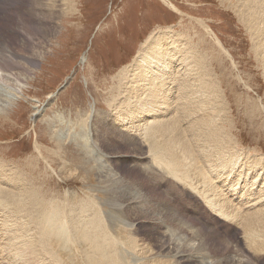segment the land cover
<instances>
[{
    "label": "rangeland",
    "instance_id": "rangeland-1",
    "mask_svg": "<svg viewBox=\"0 0 264 264\" xmlns=\"http://www.w3.org/2000/svg\"><path fill=\"white\" fill-rule=\"evenodd\" d=\"M28 2L30 0H0V41L8 44V50L15 49L17 55L24 53L23 43L10 36L13 28L11 22L15 21L16 18L13 15L16 12L31 10ZM32 2L36 4L35 0ZM240 2V0H227V2L225 0H73L69 4L66 3V0H42V12L45 13L43 31L46 32L42 35L37 32L39 35L34 36L35 33L27 25L24 26V30L17 28L20 40L25 39L26 41H23L27 47H25L23 58L21 56L15 61L21 68L26 60L27 64L30 62L28 66L30 77L28 83H25L23 93L17 91V97L9 107L8 119H0V172L4 175V178L0 179V189L6 190L10 194L12 188L15 190L18 188L16 192L17 194L20 192V195L27 191L25 195H28L26 197L28 207L26 206L25 210L21 209L22 211L18 212L21 215L19 216L17 213L16 219L29 222L28 224L32 225H30L32 233L26 235L31 237L35 234V238H31L36 239L37 242L39 239L42 241L40 249L37 250L38 247L35 246L30 248L29 260L34 259L35 252H41L40 250L43 249L44 261L51 264H89L92 259L97 260L92 264H99V262L105 264L104 261L107 264H164L166 262V264L170 262L172 264L173 260L175 261L173 264L176 262L177 264H198L195 259L184 262L173 258V254L177 251L179 253L183 251L185 258L197 254L203 256L206 259L205 264H232L236 260L237 264H264V251L254 249L251 244L244 241L247 234L244 231L243 223L237 228L233 223L209 214L200 199L189 192L184 195L182 187L178 186L177 188L172 181H164L161 176L157 175L156 170L153 172L143 171L134 166L130 159L134 154H128L129 146L122 142L123 138L119 132L139 135L135 133V130L140 128V124L134 125L136 129L132 128L130 131L126 127H119V125L110 123L106 125L112 146L110 142L107 144V142L102 143L101 141L102 150L98 142L93 139L91 132L93 126L99 135L103 134L100 121H104L107 115L111 116L112 120L115 118V111H113L111 103L115 95L113 89L118 85L116 79L114 80L118 72L132 63L139 48L150 35H156L161 31H170L172 35L178 37L181 47L194 46L192 56L195 58V63L192 65L195 68L202 66V69L207 70L204 76L206 81L203 82L211 83L218 90L220 96L216 102L217 108L220 107L219 113L221 114L216 118L217 115L204 118L206 125H211L214 118L217 119L218 121L215 120L218 122L217 127L225 128L224 134L229 137V142L219 137L220 139H215L225 142H213V146L211 143L208 144L207 138L203 136L202 139H199V135L196 134L193 141L201 143H198V149L211 150L208 151L210 153L208 154L211 157L212 165L221 162L222 157L225 161L229 157L237 155L241 158L246 157L248 165L252 157L256 158L261 166L264 165V56H259V52L254 49V41L260 43L261 37H259L260 40H258L259 38L256 40L252 36L257 32L245 22L244 7ZM73 8L74 13L69 14ZM54 11L57 24L53 23L54 16L51 19L48 17L54 14ZM54 27L57 30L52 33L53 37L51 38V34L49 35L47 30H53ZM30 28L33 30L37 26H30ZM38 28L40 27L38 26ZM27 32H30L33 39L27 38ZM262 54L264 55V52ZM6 55L10 56L7 53ZM197 57L202 59L200 63L196 61ZM2 67L13 70V63L11 65L10 61H5L2 63ZM205 95L207 97L205 102H209V94ZM223 103L226 104L223 105ZM223 113L224 115H222ZM138 114H135L133 119L139 118ZM189 126H198V129H201L199 121L197 124L190 123ZM179 128L182 132V128L180 126ZM181 135L179 136L181 137ZM104 143L108 148H105ZM221 149H223L221 154L214 155L213 151ZM226 151L230 154L226 155ZM111 153H116V155H111ZM135 153L142 155L145 159L149 155L148 148L143 146L136 149ZM106 154L109 155L107 157H109L110 163H107ZM148 160H142L144 166L149 163ZM196 163L200 166L199 161ZM12 169L13 171L15 169L14 173L19 180L11 179L15 186L8 184L10 186L8 188L7 180L10 178V172H13ZM91 177L92 179H90ZM113 186L115 187L112 191ZM118 186L121 188L119 189ZM103 193L106 194L103 195ZM110 193H113V197H110ZM30 194L33 196L30 197ZM129 194L135 198L142 195L139 204L147 209H153L157 204L172 208L174 212L179 213L180 218L187 222L186 224L197 229L202 236L201 240L196 243L188 241V236L168 218L166 219V212L161 208H156V211L150 214H147V211L143 209L140 214L133 210L128 211L127 205L134 202ZM128 197L131 198L130 202L126 200ZM112 200L114 205H121L125 210L124 215L121 214L122 208H115V214L118 216L116 217L118 221L115 223L107 220V213L110 212L109 204ZM38 202H41L43 206ZM48 202L49 204H47ZM37 203L41 206H38ZM103 203L106 216L101 209ZM63 205L68 210L73 209L77 212V217L82 215V218L78 220L80 225L89 224L91 226V224L97 223L105 228V233H107H104V239L107 242L105 243L106 248L102 247L98 250L99 246L92 242L93 240L85 239L82 232L70 234L72 236L70 239L61 237L57 240L54 234L56 231L59 232V225L53 233L49 234V237L40 233L37 229L38 225H36L39 218L46 215V221L55 226L60 222V215H57L55 210L58 209V206L60 208ZM79 205L81 206L78 207ZM10 207L11 209L15 208L12 205ZM34 208L38 211H35ZM43 211L47 213L45 214ZM96 211L101 215L99 216ZM34 212H36V216ZM1 218L0 215V223L2 221L6 223L5 218ZM134 219L135 222H133ZM10 220L14 221L15 218H10ZM165 222H167L166 230L169 231V239L166 240L173 245V254L169 255L161 254L163 244L155 239V233L161 229L162 225L166 226ZM260 224V222L256 224V232L261 231L262 224ZM140 226L141 228H139ZM68 229L67 225L66 230ZM150 233L152 234L150 235ZM259 235L261 234L259 233ZM0 236L3 241L7 237L4 234H0ZM45 242L46 244H44ZM109 243L111 248L108 246ZM117 246L122 247L123 252ZM101 250L103 252L105 250V254ZM243 254L244 256H242ZM84 261L89 262L85 263ZM163 261L166 262L163 263ZM20 262L15 261V264H20ZM32 263H36L35 259ZM0 264H13V260L8 258L7 261L4 263L1 261Z\"/></svg>",
    "mask_w": 264,
    "mask_h": 264
},
{
    "label": "bare ground",
    "instance_id": "bare-ground-1",
    "mask_svg": "<svg viewBox=\"0 0 264 264\" xmlns=\"http://www.w3.org/2000/svg\"><path fill=\"white\" fill-rule=\"evenodd\" d=\"M225 1L227 2V0H225ZM240 1H241L240 2L241 5L244 7L243 11L245 14L244 15L245 22H247V24L252 29H254L255 32H257V33H253L252 36L256 40H257V38L261 37V40H260V38L258 39L261 42L258 43L257 41H254L255 45L253 44V46H254V49H256V52L257 51L259 52L258 55L263 57L264 55L262 54V52H264V0H240ZM35 2H36V4L33 3L32 0H30V2H28V4L31 7V10H25V11L21 10L19 12H16L13 15V16H15L16 19H14L15 21L11 22L13 28H12L10 36H12V39H19V42L22 41L24 53L17 55L15 52V49H12L11 51L8 50V44H6L3 41H0V119H3V120L8 119V116L10 114L9 113V110H10L9 107H11V104L14 102L15 98L17 97V94H18L17 91L23 93L25 83H28V80L30 77L29 76L30 73H28L30 71V68L28 67L30 62H29V64H27V60H26L25 63L23 64L22 68L19 67L17 65V62H16L18 58H21V56L23 58V56L25 55V47H27L23 41L25 39L20 40V34L16 30H17V28L20 30H24V26L27 25L29 27V29L33 33H35L34 36L39 35V34H37V32L40 33L41 35H42V33L46 32L45 30L43 31V25L45 22V13L42 12V6H43L42 0H35ZM72 2H73V0H66V3L71 4ZM172 6L174 8H176L173 4H172ZM72 13H74V8L72 9V11L69 14H72ZM53 16H54L53 23L57 24V21L55 20V17H56L55 11H54V14L49 15L48 17L51 19V18H53ZM30 26H33V27L37 26V28H34L32 30L30 28ZM38 26L40 28H38ZM37 29H39V30H37ZM56 30H57L56 27H54L53 30H47L48 34L49 35L51 34V38L53 37L52 33L56 32ZM248 31H249V29H248ZM27 38L28 39L32 38L30 32H27ZM177 38L178 37L172 35L170 31L169 32L168 31H161V32H158L156 35H150L144 41V43L141 45V48H139L137 55L132 60V63H130V65H128V66H125L122 70H120L118 72V74L114 78V80L116 79L115 81L118 83V85H117V87H115L113 89L115 95H114V100L111 103V107L113 108V111H115V118H113V120H112V117L107 115L104 118V121H100V123L102 125L101 130H103V134H101V135H99L98 132L96 130H94V127L92 126V131H91V129H90V131L93 133L92 134L93 139H95L96 142H98V144L100 145V149L102 150L101 141H102V143L107 142V144H109V142H110V145L112 146V143L110 141L109 131L107 129L108 126H106V125H108L109 123L111 125H119V127H123V128L126 127V128H128V131H130V129H132V128L136 129L135 126L140 124V128L139 129L137 128L135 130L136 131L135 133H138L139 135H136V134L129 135V134L122 133L121 131L119 132V134L123 138L122 142L129 146L128 147L129 148L128 154H134V155H131V157H130L134 166L136 168H138V167L141 168L143 171L153 172L154 170H156L157 175L161 176V178L164 181H172L174 186H176L177 188H178V186L182 187L184 189V192H185V193L183 192L184 195H187L186 193L189 192L192 195H194L196 198L200 199L201 202L203 203V205L205 206V208L207 209L209 214L217 216L223 221H228L230 223H233L235 226H237V228L239 226H241V224L243 223L244 231L247 234L246 235L247 237H245L244 241H247L249 244H251L254 249H261V251L262 250L264 251V223H263V220H264V165L261 166V164L258 163L257 159L254 157L250 158V164L248 165L246 162V157L241 158V156H238V155L233 156V157H229L225 161L223 160V157H222L221 162H216L215 163L216 165H212L210 163V161H211L210 160L211 157L209 155L210 153L208 152L211 150L207 151V150L198 149L199 144H201V143L193 141V139H195L196 134L199 135V139H202L203 136L205 138H207L208 140L207 139L206 140L208 141V144L211 143L212 145H213V142L214 143H218L217 141L220 142V140H216L215 138L222 137L223 140H226V142H229L228 141L229 137H227L226 134H224L225 128L224 129H223V127H222V129H220V127L218 128L216 125V124H218V122H215V120L218 121L215 118L218 117L219 114H221V113H219L220 107H219V109L217 108L218 105L216 102L218 100V98H220L218 90L213 85H211V83H209V82L204 83L203 82V81H206V78L204 79V76H205L207 70L202 69V66H199V68H195L194 65H192L195 63L194 62L195 58L192 56V54L194 53V50H193L194 46L193 47L189 46V47L183 48V47H181L180 41ZM6 53L10 54V56L6 55ZM5 61H10L11 65L13 63V68H12L13 70H8V69L2 67V63ZM196 61L198 63H200L202 61V59L197 57ZM18 80H20V81H18ZM206 93H208L210 96L209 102H205L207 99V97L205 95ZM220 100H222V99H220ZM221 102H223V101H221ZM224 104H226V103H223V105ZM258 106H259V104H258ZM137 113H139L138 114L139 118L133 119L134 115ZM213 115H217V116H215L214 121L211 123V125H206V121H205L204 117L206 116V119H207V117H214ZM222 115H224V113ZM198 121H199V126L201 127V129H198V126H195V127L189 126L190 123H196L197 124ZM224 124H225V122H224ZM179 126L182 128V132H181V129L179 128ZM181 133H182V135H181ZM179 135H181V137ZM93 139H92V142H93ZM209 139H211V140H209ZM212 140H214V141H212ZM221 142H225V141L221 140ZM105 143H104V145H105ZM203 143H205V142H203ZM223 144H225V143H223ZM212 145H210V146H212ZM225 145H227V144H225ZM142 146L145 148L146 147L148 148L149 155L146 159L143 158L142 155H138L135 153L136 149H140V147H142ZM92 147H94V146H92ZM91 148H90V150H91ZM105 148H108V147L106 146ZM209 148H212V147H209ZM222 151H223V149H221L219 151H213V153H214V155H216V154L218 155V154H221ZM93 153H95V152H93ZM225 153H226V155L230 154L228 151H226ZM211 154H212V152H211ZM101 155H102V152H101ZM111 155L115 156L116 153H111ZM107 156H109V155L106 154V157ZM262 157H260V158H262ZM148 158H149V160H148ZM100 159H103V158H100ZM143 159L149 161V163L145 164V166H144L143 161H142ZM196 161H199L200 166H198V163H196ZM107 163H110L109 157H107ZM106 165H108V164H106ZM116 165H118V164H116ZM116 165H115V167H116ZM10 169H11V167H10ZM12 171H13V169H12ZM14 171H15V169H14ZM14 171L10 172L11 173L10 178L9 179L7 178L8 180L6 179L8 182V183L6 182L7 185L10 184L12 186H15V184L12 183L13 181L11 182V179H13V180L18 179L16 177V173H14ZM3 176H4L3 173L0 172V179H3L4 178ZM90 179H92V177ZM142 180H144V179H142ZM128 181H129V179H128ZM106 182H109V181H106ZM125 182H127V181H125ZM23 183H25V181H23ZM121 183H123V182H121ZM128 185H130V184H128ZM114 187L115 186H113V188L111 187L112 191H113ZM5 188L7 189V187H5ZM8 188H10L9 185H8ZM120 188L121 187H119V189ZM17 189L18 188H16V190H15V188H12V191L10 192V194L6 190L0 189V215L2 216V218H5L4 220H6V223H4L5 221H2L0 223L1 224L0 225V234H4L7 236L6 239H4V241H3L2 237L0 236V262L2 261L4 263L5 261L8 260V258H10L11 260H13V264H15V261L23 262V263L20 262V264H34V263H32V261L34 259H35V262L37 264H39V263L42 264V262H44L45 264H51V263H46L44 261L45 253L43 252V249L40 250L41 252L38 251L37 253L36 252L34 253L35 256H34L33 260L31 259L32 261L28 259V256L31 252L30 248L32 246H35V247H38L37 250L40 249V247H42V241H41V239H39V242H37L36 239L33 240V238H35L34 237L35 234L33 236H31L33 238H31L29 235H26V234H30V232L32 231V229H31L32 225L30 224L31 225L30 226L28 224L29 222L26 223V222H23V220L22 221L20 220L21 221L20 222L19 220L16 219L17 213L21 212L22 211L21 209H23V208L25 210L26 206L28 205L26 202V201H28L26 199V197L28 195H25L27 193V191H25L26 192L25 194L22 193V195H20V192H18L19 194H17V192H16ZM185 190H187V191H185ZM97 191H99V190H97ZM120 191H122V190H120ZM116 192H118V191H116ZM125 192H123V193H125ZM144 193H145V191H144ZM31 194H33V193H31ZM31 194H30V197L33 196ZM83 194H85V193H83ZM105 194L103 193V195H105ZM112 194L110 195V197L112 196ZM103 195H102V197H103ZM141 196L138 195V197L136 196L137 198L131 196L132 200L134 201L133 203L130 202L131 201L130 197H128V199H126L130 202V204L127 205L128 211L133 210V211L137 212L138 214H140V213H142V209H143V210L147 211V214H150L152 212H155L156 208H161L162 210H164L166 212V215H167L166 219L168 218V220L171 223H174V225L177 228L182 229L183 232L188 236V241L196 243V242L201 240L202 236H200V233H198L197 229L194 226H190L189 224H186L187 222H185L182 218H180L179 213L174 212L173 209L170 207H164V206H161L158 204L153 209H149V208L147 209L143 205L139 204V200L142 199ZM34 197H35V195H34ZM66 197H68V196L66 195ZM65 199H68V198H65ZM85 199H86V197H85ZM73 202H75V201H73ZM120 202H121V200H120ZM140 202H142V201H140ZM38 203H41V202H38ZM38 203H37V205H38ZM96 203L98 205V202H96ZM35 204H36V202H35ZM47 204H49V202ZM93 204L95 205V202ZM11 205L15 207V208H12L13 210L10 207ZM41 205H42V203H41ZM41 205H38V206H41ZM103 205H104V203L101 205V209L104 212ZM109 205H110V212L108 211L109 213H107V218H108L107 220L111 221L112 223H115L116 221H118V219H116V217H118V216L115 214L116 213L115 208L118 207L119 209H121L122 207H121V205H119V206L117 204L114 205L113 200ZM80 206L81 205H79L78 207H80ZM34 207L37 208V206H34ZM56 207H54V208H56ZM84 207H85V205H84ZM86 207H87V205H86ZM50 208H52V207H50ZM95 208H94V211H95ZM36 210L37 209H35V211ZM99 210H100V207H99ZM29 212L31 213V211H29ZM55 212L57 213V215H60V222H58L54 226V225H52L46 221V219H45L46 215L45 214L47 212L45 213L43 211V213H45L44 214L45 216L43 218L40 217L39 221L36 224V225H38L37 229L40 233L46 234L49 237V234L53 233L55 228L58 227V225H59L60 226L59 232L56 231L57 233L55 232V234H54L55 235L54 237L57 240L59 238L61 239V237H68L70 239L72 237L70 234H76L78 232H82L83 233L82 235L85 237V239L93 240L92 242H95L96 245L100 247V248L98 247V250L101 249L102 247L106 248L105 243H107V242L105 241L104 236L107 233H105V228H103L101 225L99 226V224H97V223H94V225H92L89 221L91 226H89V224H83V226H84L83 227L82 225H80V222H78V220H80L82 218V215H80V217H77V215H78L77 212H75L73 209L68 210L67 208L64 207V205L60 206V208L58 206V209L56 208ZM124 212H125V210L122 208L121 214H124ZM92 213H95V212H92ZM159 213H160V211H159ZM34 214L36 216V212H34ZM80 214H82V213H80ZM97 214H98V212H97ZM18 215L20 216L21 213L20 214L18 213ZM29 215H31V214H29ZM104 215L106 216L105 212H104ZM83 217H85V216H83ZM10 218H15V220L12 221V220H10ZM26 218H28V217H26ZM28 219H30V218H28ZM33 219H35V218H33ZM83 219L85 220V218H83ZM95 219L97 220V218H95ZM91 221H94V220H91ZM133 222H135V219ZM160 222H161V220H160ZM259 222L262 224V226L260 228L261 231L256 232L255 227L257 226L256 224H258ZM98 223H102V222H98ZM165 223H166L165 224L166 226L161 224L162 225L161 229L157 230V232L155 233V237H156L155 239H157L159 241V243L161 242L163 244L162 245L163 250H162L161 254L165 253V254L169 255V254H173L172 253L173 245H171L172 243L171 244L168 243V241L166 240L168 238V232L169 231L166 230L167 229V222H165ZM81 224H82V222H81ZM67 225L69 226L68 230H66ZM135 226H136V224H135ZM169 226H171V225H169ZM139 228H141V226ZM116 229H114V230H116ZM171 230H172V228H171ZM154 231H156V230H154ZM259 233L261 235H259ZM151 234L152 233H150V235ZM170 234H172V233H170ZM178 235H180V234H178ZM79 236H78V238H79ZM146 236H145V238H146ZM173 236H174V233H173ZM147 237H149V236H147ZM149 240H150V238H149ZM45 241H47V240H45ZM110 241H112V240H110ZM208 241H210V240H208ZM170 242H172V241H170ZM142 243H144V242H142ZM44 244H46V242ZM204 244H205V242H204ZM96 245H95V247H97ZM109 245H110V243L108 244V246ZM190 245H192V244H190ZM108 246H107V249H108ZM128 246H130V245H128ZM136 246H137V244H136ZM109 248H111V247L109 246ZM121 248H119V249H121ZM245 248H246V246H245ZM114 249H115V247H114ZM119 249H118V251H119ZM109 250H111V249H109ZM109 250H108V252H109ZM140 250H142V249H140ZM198 250H199V248H198ZM111 251H113V250H111ZM257 251H259V250H257ZM104 252H105V250H104ZM122 252H123V250H122ZM182 252L179 253L177 251L175 254H173V258L179 259V261H184V262H185V260L195 259L198 264H205L206 263V259L203 258V256H200L199 254L185 258L186 257V256H184L185 252H184V254ZM219 253H220V251H219ZM109 254H110V252H109ZM109 254H107V255H109ZM112 254H113V252H112ZM154 254H156V253H154ZM245 254H247V253H245ZM54 255H56V254H54ZM101 255L102 254L100 253V256ZM157 255H158V253H157ZM249 255H250V253H249ZM53 256H50V257L53 258ZM100 256H99V258L101 259ZM162 256H164V255H162ZM242 256H244V254ZM151 258H152V256H151ZM173 258H172V260H173ZM108 260H109V258H108ZM172 260H170V261H172ZM94 261H95V259H92L90 261L91 263H89V264H92ZM160 261H162V260H160ZM166 261H163V263ZM173 261H172V264H173ZM86 262H89V261H86ZM246 262H248V260ZM104 263L107 264L106 261H104ZM166 263H164V264H166ZM237 263L238 262L236 260L232 264H237ZM53 264H55V263H53ZM99 264H100V262H99ZM176 264H177V262H176Z\"/></svg>",
    "mask_w": 264,
    "mask_h": 264
}]
</instances>
